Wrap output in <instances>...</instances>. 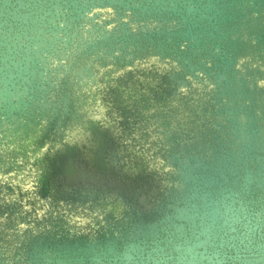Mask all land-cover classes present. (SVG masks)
<instances>
[{"label":"water","instance_id":"95a60500","mask_svg":"<svg viewBox=\"0 0 264 264\" xmlns=\"http://www.w3.org/2000/svg\"><path fill=\"white\" fill-rule=\"evenodd\" d=\"M0 264H264V0H0Z\"/></svg>","mask_w":264,"mask_h":264},{"label":"rangeland","instance_id":"374dc122","mask_svg":"<svg viewBox=\"0 0 264 264\" xmlns=\"http://www.w3.org/2000/svg\"><path fill=\"white\" fill-rule=\"evenodd\" d=\"M97 146H98V144H97Z\"/></svg>","mask_w":264,"mask_h":264}]
</instances>
